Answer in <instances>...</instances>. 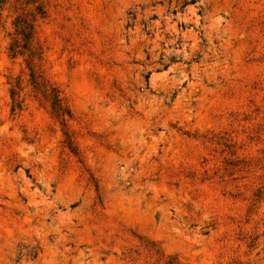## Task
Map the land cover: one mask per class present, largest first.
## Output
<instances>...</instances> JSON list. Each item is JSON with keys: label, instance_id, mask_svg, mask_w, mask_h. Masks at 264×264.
Wrapping results in <instances>:
<instances>
[{"label": "rangeland", "instance_id": "1", "mask_svg": "<svg viewBox=\"0 0 264 264\" xmlns=\"http://www.w3.org/2000/svg\"><path fill=\"white\" fill-rule=\"evenodd\" d=\"M0 264H264V0H0Z\"/></svg>", "mask_w": 264, "mask_h": 264}, {"label": "trees", "instance_id": "2", "mask_svg": "<svg viewBox=\"0 0 264 264\" xmlns=\"http://www.w3.org/2000/svg\"><path fill=\"white\" fill-rule=\"evenodd\" d=\"M43 13H44V11L42 9V5L41 4H37L36 7H35L34 13H32V12H30V13H23L21 15H18L15 18V20H14V26L16 28L17 33L22 36V39L24 41V45L26 47L31 42L32 35L34 33L33 22H32L34 20V16H36V15H43ZM15 47H16L15 45H14V47H12V45H11V50L13 51V49ZM13 53H15V51ZM28 61H29V68H30L31 77H32V75L34 73H33L32 67L30 65L31 64V59H29ZM57 103H58V99L56 98V96H54V104H57Z\"/></svg>", "mask_w": 264, "mask_h": 264}]
</instances>
